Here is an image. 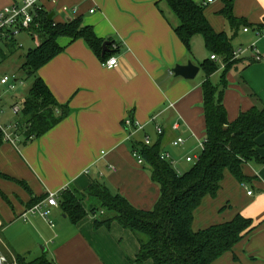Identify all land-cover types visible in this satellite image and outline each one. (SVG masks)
Returning <instances> with one entry per match:
<instances>
[{"label": "crops", "instance_id": "obj_1", "mask_svg": "<svg viewBox=\"0 0 264 264\" xmlns=\"http://www.w3.org/2000/svg\"><path fill=\"white\" fill-rule=\"evenodd\" d=\"M194 1L204 5L212 28L231 38L233 51L240 50L227 67L217 56L213 61L218 68L209 76L218 90L225 77L222 104L232 122L252 106H264V62L253 58L255 52L264 55V0L234 1V16L246 21L236 29L219 13L222 0L212 6L211 0ZM44 9L54 13L55 22L81 18L98 38L112 41L109 57H116L118 64L108 69L83 39L59 37L63 50L38 69L37 75L69 113L26 144L0 145L2 252L13 259L15 254H45L54 264H153L150 259L136 261V236L115 220L95 226V216L87 215L73 223L58 206L49 208L51 224L39 214L25 220L21 215L33 197L68 186L84 190L94 179L134 207L151 209L159 186L132 157L133 145L148 135L160 143L161 151L170 153L177 173L191 168L194 162L185 157L199 154L198 143L206 137L202 93L206 76L200 64L214 54L200 35L192 37L187 51L173 31L178 21L162 0H56L44 2ZM189 60L200 68L196 76H174L172 68ZM126 119L141 128L126 127ZM173 124L178 128L172 129ZM156 126L163 129L161 137ZM177 137L183 144L172 146ZM255 141L257 158L242 165L249 180L240 183L225 171L216 196H205L194 210L193 231L236 214L255 225L213 264H264V131ZM184 163L190 165L186 170ZM17 181L25 182L31 193Z\"/></svg>", "mask_w": 264, "mask_h": 264}, {"label": "trees", "instance_id": "obj_2", "mask_svg": "<svg viewBox=\"0 0 264 264\" xmlns=\"http://www.w3.org/2000/svg\"><path fill=\"white\" fill-rule=\"evenodd\" d=\"M162 1L176 17L178 24L173 31L188 52L192 37L200 35L209 52L218 56L226 67L233 62L231 38L225 32H216L212 28L203 4L194 0ZM234 1L222 0L219 10L231 29L246 24L244 19L234 16ZM48 14V11L39 14L40 26L34 31L38 43L27 50L19 67L27 78L32 79L22 100V118L16 131L20 146L46 133L68 116V106L59 103L37 75L40 67L63 50L57 39H83L101 60L109 57L108 52L102 54L101 51L104 40L98 38L90 26L84 25L81 18L55 22L48 19ZM7 49V53L0 51V63L17 50L13 45ZM200 67L206 76L202 83L206 142L191 168L177 173L167 160L160 159L162 151L159 142L133 145L139 149L151 180L159 186V197L151 209L134 207L125 197L95 179L84 190L68 186L57 195L58 207L73 223L93 215L95 226H108L115 220L121 227L130 230L139 243L138 263L150 259L153 264H213L255 227L252 219L236 214L229 221L198 231L191 228L194 210L205 196H216L225 171H229L240 183L249 180L242 172V165L257 158L255 140L264 131V106H252L234 121H228L222 104L225 77H221V89L218 90L209 79L218 64L206 59ZM3 142L0 131V145ZM17 182L31 193L25 182ZM46 196L47 193L31 198L28 207ZM14 259L16 264H54L45 254L30 260L15 254Z\"/></svg>", "mask_w": 264, "mask_h": 264}, {"label": "built area", "instance_id": "obj_3", "mask_svg": "<svg viewBox=\"0 0 264 264\" xmlns=\"http://www.w3.org/2000/svg\"><path fill=\"white\" fill-rule=\"evenodd\" d=\"M210 1V0H208ZM44 2H48L51 4H55L56 0H11L9 4L3 6L0 8V51H3L4 53H7V47L9 45H13L16 49L19 48L21 45L18 43V36L20 34H27L32 40H35L37 42V34L34 33V31L40 26V23L38 21L39 14L43 11H46L44 9ZM65 10L66 7H63ZM240 51V50H239ZM239 51H233V55L231 59H236L239 56ZM216 55H211L210 59L216 60ZM253 58L255 61H262L264 62V55L260 54L259 52H255L253 55ZM1 61V60H0ZM118 64L116 57H109L106 60L102 62V65L108 69L116 67ZM16 80L11 81L10 77L7 75H3L0 77V85L8 88L9 90L14 89ZM2 97H0V115L3 112L2 108ZM13 110L15 112L19 111V108L16 106L13 107ZM125 126H133L134 129H140L141 126L138 123L133 122L131 119H126L124 121ZM18 123L14 124L9 130L7 127L3 126L0 123V131L3 134V140L4 142H9L11 144H16L19 140L18 135L16 133ZM178 125L173 124L172 129H177ZM155 132L159 136L163 134V129L160 126L155 127ZM184 142L183 138L177 137L174 140H172L171 144L172 146H180ZM206 142V139L204 138L202 141L198 143V148H200V151L203 149L204 144ZM144 145H152V138L148 135H145L141 141ZM132 157L136 160L137 164L143 165L144 159L139 151L138 148L133 147L131 151ZM199 154L189 155L185 157L186 162H195L198 159ZM160 159L167 160L170 162L171 155L167 151H162L160 153ZM59 191L57 192H48L47 196L35 203L33 206L28 208L21 217L25 220L30 215L39 214L43 218H46L49 223L51 224V221L49 220L48 216L50 213L49 208L51 207H57V195ZM251 191H248V194H250Z\"/></svg>", "mask_w": 264, "mask_h": 264}, {"label": "rangeland", "instance_id": "obj_4", "mask_svg": "<svg viewBox=\"0 0 264 264\" xmlns=\"http://www.w3.org/2000/svg\"><path fill=\"white\" fill-rule=\"evenodd\" d=\"M216 1L221 2V0H211L209 5L211 6L212 4L214 5ZM7 4L9 3L6 0H0V8H2ZM17 40L21 46L17 48V50L13 54H11L7 59H5L0 63V77H2L3 75H7L8 77H10L11 81L16 80L13 90H9L8 88L0 85V97H2L1 104L3 108V112L0 115V123L3 126L7 127L9 130H11L14 124L19 123L22 118V113H21L22 100L27 94L29 90V86L32 83V79L27 78V76H25L21 72V70H19V67L23 62L24 54L27 52V50L33 48L36 45V41L32 40L27 34L25 35L24 33L20 34ZM15 106L19 108L18 112H15L13 110V107ZM198 150L200 152V148ZM170 164L172 166V162ZM189 166H190L189 164L187 165L184 163L182 165V169L186 170L185 168L186 167L188 168ZM49 218L51 220V217ZM39 251H40L39 254H42L41 246L39 247ZM0 254L4 258V261H2L3 264H16L15 259H13L12 257H8L2 252L1 245H0ZM21 255L26 257L27 259H32L34 258V256L36 257V255H31V253L29 254L26 253Z\"/></svg>", "mask_w": 264, "mask_h": 264}, {"label": "water", "instance_id": "obj_5", "mask_svg": "<svg viewBox=\"0 0 264 264\" xmlns=\"http://www.w3.org/2000/svg\"><path fill=\"white\" fill-rule=\"evenodd\" d=\"M53 12L48 14V19L52 20L53 17ZM112 41L109 40H105L102 43V54H104L105 52L109 51V46L112 44ZM199 66L195 65L194 63H192L190 60L187 61L186 64H176L173 68H172V73L174 74V76H180L183 77L185 79H193L196 74L199 71ZM42 251L44 252V249H42Z\"/></svg>", "mask_w": 264, "mask_h": 264}, {"label": "bare ground", "instance_id": "obj_6", "mask_svg": "<svg viewBox=\"0 0 264 264\" xmlns=\"http://www.w3.org/2000/svg\"><path fill=\"white\" fill-rule=\"evenodd\" d=\"M2 261H4L3 256L0 254V264H3Z\"/></svg>", "mask_w": 264, "mask_h": 264}]
</instances>
